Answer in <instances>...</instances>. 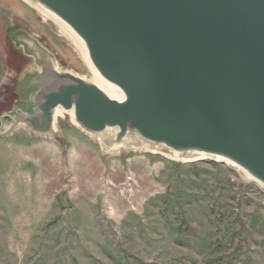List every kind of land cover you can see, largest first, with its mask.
I'll return each mask as SVG.
<instances>
[{
    "label": "rangeland",
    "instance_id": "obj_1",
    "mask_svg": "<svg viewBox=\"0 0 264 264\" xmlns=\"http://www.w3.org/2000/svg\"><path fill=\"white\" fill-rule=\"evenodd\" d=\"M32 36L59 70L92 81L55 22L23 0H0V119L32 71L23 46ZM97 137L68 114L53 134L19 126L0 136V264H264L257 183L212 159L109 153Z\"/></svg>",
    "mask_w": 264,
    "mask_h": 264
},
{
    "label": "water",
    "instance_id": "obj_2",
    "mask_svg": "<svg viewBox=\"0 0 264 264\" xmlns=\"http://www.w3.org/2000/svg\"><path fill=\"white\" fill-rule=\"evenodd\" d=\"M33 1L81 39L123 98L59 70L32 36L23 40L32 71L15 84L0 136L19 126L53 134L60 108L108 145L135 137L225 159L264 190V0Z\"/></svg>",
    "mask_w": 264,
    "mask_h": 264
},
{
    "label": "bare ground",
    "instance_id": "obj_3",
    "mask_svg": "<svg viewBox=\"0 0 264 264\" xmlns=\"http://www.w3.org/2000/svg\"><path fill=\"white\" fill-rule=\"evenodd\" d=\"M23 1L26 2L27 4H29L30 6L34 7L35 9H37L43 15L44 19H51L53 22H55L57 24V26L59 27L60 32L73 41L77 51L79 52V54L81 55L82 59L84 60V63L87 65L88 69L90 70V74H92L93 83H95L101 90H103L107 95H109V97H111L113 99H117V100H121L123 98L121 92L115 86H113L112 84L107 82L105 79H103L101 77V75L98 73V71L94 68V66L92 65V63H91V61L89 59L88 51H87L86 46L81 41V39L64 22H62L59 18H57L55 15H53L52 13H50L49 11L44 9L42 6H40L39 4L34 2L33 0H23ZM63 114H68L71 117L73 123L77 127H80L79 124L75 121L73 112H66V111H64L63 109H60V108L55 111V121H57L58 117H60ZM97 140L99 141V143L102 146V148L107 150L109 153L110 152H118L120 150H128V149H136L137 148V149H142V150H145V151H152V152H155V153H162V154L166 155L167 157H169L171 159L182 161V162H192V161H198V160H204V159H213V160L225 162L227 165H229L232 168L238 170L246 179L255 182L241 168L235 166L234 164H232L231 162H229V161H227L225 159H221V158H218V157L208 156V155L200 154V153L199 154H197V153L183 154V153H174V152L163 153L157 147L151 146L149 144H144V143H142L140 140H138L135 137L134 138L133 137L132 138L128 137L127 139H125L122 142H119V143L117 142V143H113V144H110V145H108L106 139H104L101 136H98ZM255 183H257V182H255Z\"/></svg>",
    "mask_w": 264,
    "mask_h": 264
}]
</instances>
